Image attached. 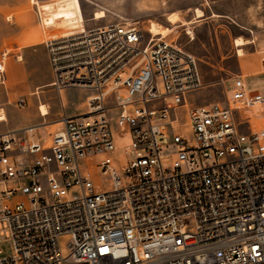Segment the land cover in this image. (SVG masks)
<instances>
[{"label":"built area","instance_id":"1","mask_svg":"<svg viewBox=\"0 0 264 264\" xmlns=\"http://www.w3.org/2000/svg\"><path fill=\"white\" fill-rule=\"evenodd\" d=\"M149 34L119 21L44 33L53 85L93 93L47 140L0 133V239L15 246L0 264H264V92L237 74L222 101H190L198 59Z\"/></svg>","mask_w":264,"mask_h":264},{"label":"crops","instance_id":"2","mask_svg":"<svg viewBox=\"0 0 264 264\" xmlns=\"http://www.w3.org/2000/svg\"><path fill=\"white\" fill-rule=\"evenodd\" d=\"M177 1L188 2L189 5L187 10L170 8L168 13L177 12L180 16V23H182L181 20H188L192 24L197 20H202L199 19L200 17L206 19L225 17L228 21L234 22L243 28L244 32L236 37L249 38L251 43L242 46L244 49L243 54H239L237 51L239 55V74L245 76L244 60L254 57L256 59L253 62L254 68L249 71L263 73L264 47L260 49L257 43L260 40L264 41V0H207L208 8L195 6L204 11V15L198 17L196 12L190 11L193 7L191 6L193 5L192 0ZM200 1L195 0L197 4ZM40 2L51 4L41 6L44 10L43 13H45L44 22L46 27L65 20L66 26L64 27L66 28L62 32H67L77 27V25L86 24L80 0H77V4L73 0H40ZM146 3L160 9L166 8L164 0H146ZM58 4H62V8H58ZM20 5L21 3L17 4L9 1L0 3V53L12 46L6 62L5 80L0 82V113L4 115L0 116V133L14 131L20 137L47 140L62 127V117L64 115H76L79 107H75V109L72 107L66 108L63 100H61L62 104L57 102V97L52 91H56L61 95L63 88L58 90L52 83L53 72L45 44L37 42L35 36L27 37L29 31L27 23L20 15L12 13ZM247 31L251 34H246ZM38 62H40L39 65ZM92 93L93 91L88 95L87 101ZM21 99L25 102L22 105L19 104ZM41 104L46 105V114L42 113ZM88 109L87 104L86 111ZM33 125L37 127L31 133L26 132V127ZM26 154L19 151L13 154V158L21 160L20 157ZM31 159L32 156L29 155L26 157V162L31 161Z\"/></svg>","mask_w":264,"mask_h":264},{"label":"rangeland","instance_id":"3","mask_svg":"<svg viewBox=\"0 0 264 264\" xmlns=\"http://www.w3.org/2000/svg\"><path fill=\"white\" fill-rule=\"evenodd\" d=\"M3 1L14 2L17 4L21 3V5L16 7L12 13H14V15H20V17L24 19L29 28L26 36L37 37V42L44 43V33L46 31L62 32L63 29L66 28L64 27L66 25L63 26L62 23H57L56 25L44 28V24L39 17L40 13L38 4L40 6H48L51 5L49 3H42L40 0H36L37 3H35L34 0H0V3ZM73 1L77 4V0ZM164 1L165 9H160L153 5L150 6L146 3V0H80L87 26L113 21L124 23L137 22L138 26L144 29L147 35H150L147 28L152 21L159 22L163 26L173 27L172 32L167 34V36H164V38L177 41L183 46V48L196 56L204 81L202 87L189 91V100L198 104L222 101L224 98V91L228 89L229 93H231L230 89L233 84V77L240 72L239 55L237 54L238 50L234 41L238 34L244 32L243 28L234 22L228 21L225 17L212 19L200 17L199 19L202 20H197L187 26L186 24H183L187 20H181L182 23L179 22L180 16L177 12L173 11L170 14L168 12H170V8L187 10L189 7L188 2H178L177 0ZM192 4L193 5L191 6L193 7H191L192 9L190 11L193 13H195V6H204L208 8L207 0H201L198 4L195 0H192ZM62 6V4H58V8H62ZM100 10L105 11L106 16L95 19V13ZM42 12H44V10H42ZM205 13H207V11H205ZM248 33L251 34L247 31L246 34ZM257 46L260 49L264 47V41L260 40L257 43ZM9 48L12 50V46H9ZM255 60V57L244 60L243 68L244 71H246L244 81L248 91L258 90L264 92V71L263 73L249 71L254 68L253 62ZM39 64L40 62H38V65ZM126 76L127 72H124L122 77L124 78ZM118 91L122 95L127 94L125 88H119ZM91 92L92 90L90 88L82 86L63 87L61 95L56 91H52L57 97V102L61 103V100H63L66 108L72 107L75 109V107H79V109L77 108L78 113H76V115L87 112L86 101ZM112 101L113 98L110 97V102ZM111 114L116 116V111L113 110ZM181 118L184 119V114L181 115ZM114 123V126L116 127V120H114ZM124 141L129 142L130 137L128 136ZM28 156L29 155L26 154L20 157V159L25 160V157ZM97 159L98 158L94 157L84 159L83 165L89 166L91 169L97 188L106 189L111 185V177L97 168ZM24 163H26V161H24ZM19 197L20 195L14 196L11 201H15ZM66 242L67 240L64 238L62 240V245L64 247ZM14 247L12 238L2 235L0 239V258L12 255L15 252ZM64 264H76V262L70 259L64 262Z\"/></svg>","mask_w":264,"mask_h":264},{"label":"bare ground","instance_id":"4","mask_svg":"<svg viewBox=\"0 0 264 264\" xmlns=\"http://www.w3.org/2000/svg\"><path fill=\"white\" fill-rule=\"evenodd\" d=\"M33 1V0H32ZM36 1V0H34ZM196 16H202L204 15V11L201 9V8H196ZM103 16H106L105 15V11L103 10H100V11H97L95 13V19H99L100 17H103ZM60 23L64 25H66V21L65 20H62ZM183 24H191V22H189L188 20L185 21ZM173 30V27H170V26H163L162 24H160L159 22H156V21H152L150 22L148 28H147V31L149 33H153L157 36L161 35V36H167V34H169L170 32H172ZM191 31V30H190ZM251 42V40L249 38H245V37H242V36H239L238 38L235 39V44L239 47L238 48V51H239V54H243L244 53V49L242 48L243 45L247 44ZM40 109L42 111V113L46 114L47 113V107L45 104H41L40 105ZM0 116H4L3 113H0Z\"/></svg>","mask_w":264,"mask_h":264}]
</instances>
